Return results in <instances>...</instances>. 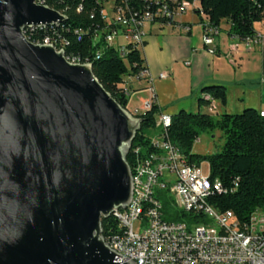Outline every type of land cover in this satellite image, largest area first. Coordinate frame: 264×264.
I'll list each match as a JSON object with an SVG mask.
<instances>
[{
  "label": "water",
  "instance_id": "water-1",
  "mask_svg": "<svg viewBox=\"0 0 264 264\" xmlns=\"http://www.w3.org/2000/svg\"><path fill=\"white\" fill-rule=\"evenodd\" d=\"M38 0H0V264H135L101 219L129 204L141 118L62 49L23 29L62 22Z\"/></svg>",
  "mask_w": 264,
  "mask_h": 264
},
{
  "label": "trees",
  "instance_id": "trees-1",
  "mask_svg": "<svg viewBox=\"0 0 264 264\" xmlns=\"http://www.w3.org/2000/svg\"><path fill=\"white\" fill-rule=\"evenodd\" d=\"M43 4L65 15L62 22L52 23L46 28L35 29L30 39L41 40L46 36L54 37L58 49L64 51L68 60L90 61L93 75L104 89L123 108L129 99V89L125 91L123 78L146 68L141 50L129 46L127 54L122 57L112 46L103 42L101 31L105 26L101 10L104 2L109 0H40ZM125 2L131 12L139 16L146 8H154L157 1L169 0H114ZM183 2V3H182ZM182 4H198L196 12L203 16V22L219 27L223 21L230 23L229 34L239 38L252 36L255 24L264 22V0H177ZM172 4V3H171ZM181 4V5H182ZM173 5V4H172ZM40 28V27H32ZM27 29L25 31V36ZM28 39V36H26ZM33 42V41H31ZM44 43V42H34ZM52 44V43H49ZM201 97L197 104L200 108L218 101L225 105L227 91L219 84L201 88ZM205 95L209 96L206 100ZM253 107H245L238 113L222 112L218 115L203 113L198 109L190 112L180 109L170 115L167 135L179 149L189 164L199 166L205 160L209 174L206 184L217 181L221 191L213 190L207 202L217 211H232L241 223L249 221L251 214L258 210L264 216V116ZM159 107L153 103L143 112L135 114L141 118L140 128L135 134L131 148L126 155L130 166L133 164L132 149L139 147V156L153 151L150 145L151 132H157L155 114ZM219 129L224 134V143L218 153L200 155L192 151L194 142L201 132ZM161 201L164 218L168 221H182L188 225L195 221V215L178 211L174 208L172 198L164 191L156 194ZM103 238L119 231L116 219L110 215L101 219Z\"/></svg>",
  "mask_w": 264,
  "mask_h": 264
},
{
  "label": "built area",
  "instance_id": "built-area-1",
  "mask_svg": "<svg viewBox=\"0 0 264 264\" xmlns=\"http://www.w3.org/2000/svg\"><path fill=\"white\" fill-rule=\"evenodd\" d=\"M182 3H177V0L157 1L153 9L146 7L137 16L125 2L106 1L101 10L105 22L101 31L103 42L114 47L122 57L127 54L129 46L141 50L144 25L175 24V15L185 12L181 11ZM199 22L202 42L209 53H214L213 44L220 28H208L203 19ZM46 27H30L26 33L28 41L52 43L55 49L63 46L50 36L41 40L30 39L28 32ZM119 37L125 40V45L119 43ZM241 39L246 45H264V22L263 29ZM82 62L90 63L88 60ZM165 76L164 72L158 74L159 78ZM129 77L147 78L151 83V100L144 102L142 112L149 109L155 99L152 76L147 68H142ZM131 113L140 112L135 110ZM169 124L170 115L160 113L155 123L157 132L150 136L153 151L139 156L140 148L132 149V197L126 208L116 212L119 231L107 236L106 243L112 244L113 250L135 264H264L263 214L256 210L248 222L241 223L232 211L219 212L209 204L207 197L213 190L220 192V184L217 181L202 184L200 165L189 164L168 138ZM160 191L172 198L176 210L195 215V221L188 225L182 221L166 220L161 201L156 196ZM136 221L137 230L134 229Z\"/></svg>",
  "mask_w": 264,
  "mask_h": 264
},
{
  "label": "crops",
  "instance_id": "crops-1",
  "mask_svg": "<svg viewBox=\"0 0 264 264\" xmlns=\"http://www.w3.org/2000/svg\"><path fill=\"white\" fill-rule=\"evenodd\" d=\"M192 11L196 12V9L192 8ZM200 15V19H204ZM181 22L188 24L186 32L175 28L178 26L175 20V24L170 25L150 24L145 35L141 56L153 78L154 103L158 107L161 104L170 107L169 115L180 109L187 110L186 106L200 111L201 107L206 110L211 107L206 112L212 115L238 113L245 107L264 110V45H246L241 38L229 34L230 23L224 21L219 25L220 32L213 44L215 54H212L201 41V31L194 19L185 17ZM261 29L263 22L255 24L256 31ZM185 61L190 62L186 68L183 66ZM160 72L166 76L155 78ZM146 83L134 81L129 76L123 78L122 85L130 92L126 106L130 112H142L143 104L148 100V94L142 91ZM212 84L225 86V105L212 101L199 108L197 100L201 97V88ZM164 87H171L172 96L165 97Z\"/></svg>",
  "mask_w": 264,
  "mask_h": 264
},
{
  "label": "rangeland",
  "instance_id": "rangeland-1",
  "mask_svg": "<svg viewBox=\"0 0 264 264\" xmlns=\"http://www.w3.org/2000/svg\"><path fill=\"white\" fill-rule=\"evenodd\" d=\"M198 4H195V6H197ZM185 17H189V18H193L195 23H197V26L198 28H200V31H201V41H202V29H201V25H200V17H202L200 14H198L197 12H193L191 7L190 8H187V10L184 12V13H179L177 15H175V20L178 21V26H176L175 28L178 30H183L184 32L187 31V27H188V24H185L182 21V19H184ZM225 22L223 21L222 24H224ZM155 24V23H153ZM150 23H147L144 25V27L142 28L143 30V38H144V42H145V35L147 34L148 32V27H149ZM257 27V25H256ZM144 42L142 43L141 45V50L143 51V48H144ZM119 43L122 44V45H125V40H123L122 38L119 37ZM212 45H210V49H211ZM212 54H215V53H212ZM188 62V63H187ZM190 64L189 61H185L183 62V66L186 68V66H188ZM159 74V73H158ZM158 74L155 78H159L158 77ZM134 81H143V82H147L146 85L144 86V88L142 89V91L144 90L145 93H147V99L148 100H151V92L149 91V86L151 85V83L146 80L145 78L143 79H133ZM153 84V83H152ZM160 88H162L160 86ZM164 90V95L165 97H170L172 96V93L171 92V87L168 88V87H164L163 88ZM130 97V96H129ZM132 99H134V95L131 96ZM186 105H189V104H186ZM166 105H162L159 106V112H157L155 114V118L156 120H158L159 116H160V113H163V114H170V111H171V108L170 107H165ZM187 108V111H190V112H196L198 111V109L196 107L194 108H191L190 106H186ZM160 109H163V112H160ZM212 108L209 107L208 110H211ZM206 110L204 107H201V111L203 113H207ZM172 114V113H171ZM151 135H153V132H151ZM223 143H224V134L221 130L219 129H214V130H205L203 132H201V134L199 135V137L197 138V140L194 142V145H193V149L192 151L196 154H200V155H207V154H213V153H218L221 151L222 149V146H223ZM200 169H201V172H202V175L204 176H208L209 174V168H208V163L207 161L203 160L201 163H200ZM134 229L137 230L138 229V221H136L134 223Z\"/></svg>",
  "mask_w": 264,
  "mask_h": 264
},
{
  "label": "bare ground",
  "instance_id": "bare-ground-1",
  "mask_svg": "<svg viewBox=\"0 0 264 264\" xmlns=\"http://www.w3.org/2000/svg\"><path fill=\"white\" fill-rule=\"evenodd\" d=\"M38 3H41V4H43L40 0H38L37 1ZM191 7V9L193 8V9H196V6H193V3L192 4H182L181 5V11H185L187 8H190ZM204 24L205 25H207V27L208 28H211V29H219V27H215V26H213V25H211V24H209L207 21H205L204 22ZM48 26V25H47ZM30 27L32 28V27H40V26H36V25H32V26H29V27H26V28H24L23 29V35H24V38L26 39V40H28L27 38H26V36H25V31L27 30V29H30ZM31 42V41H30ZM32 43H34V42H32ZM35 44H49V43H35ZM50 45H52V44H50ZM56 51H58V50H60V49H55ZM66 58V57H65ZM67 59V58H66ZM68 60V59H67ZM69 62H73V63H76L77 61H75V60H68ZM78 63H80V62H78ZM84 63H87V62H84ZM205 97H206V95H205ZM260 115H262V111H260ZM131 148V147H130ZM130 148H129V150H130ZM130 168H131V178H132V167L130 166ZM206 176H204V175H202V184H206ZM119 210L120 209H117V210H115L111 215L114 217V218H116V212H119ZM104 241H105V243H106V240L104 239ZM111 249H112V244H109V243H106Z\"/></svg>",
  "mask_w": 264,
  "mask_h": 264
}]
</instances>
